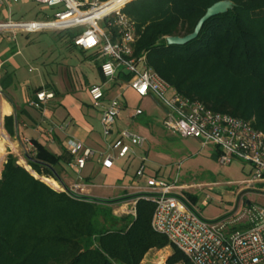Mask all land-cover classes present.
Instances as JSON below:
<instances>
[{
    "label": "trees",
    "instance_id": "16d2710c",
    "mask_svg": "<svg viewBox=\"0 0 264 264\" xmlns=\"http://www.w3.org/2000/svg\"><path fill=\"white\" fill-rule=\"evenodd\" d=\"M218 1L128 0L121 12L135 29L133 55L145 56L178 94L264 134V0H230L233 8L206 21L196 39L166 45V37L192 33ZM78 32L64 31L70 41ZM8 79L0 78L4 94ZM3 121L12 134L13 118ZM34 148L28 158L23 155L26 164L38 177L59 183L52 170L59 176L61 159L37 143ZM17 162L7 155L0 172V264H140L148 251L171 246L153 231L154 204L142 194L78 198L54 190ZM129 200L134 214L113 213L114 205ZM171 247L165 264H191Z\"/></svg>",
    "mask_w": 264,
    "mask_h": 264
},
{
    "label": "built area",
    "instance_id": "2783aa9c",
    "mask_svg": "<svg viewBox=\"0 0 264 264\" xmlns=\"http://www.w3.org/2000/svg\"><path fill=\"white\" fill-rule=\"evenodd\" d=\"M34 1L42 10L53 9L52 19L46 15L45 19L8 20L0 23V33L14 36L78 30L73 38L75 47L86 52L99 49L104 59L99 65L104 82L91 86L88 94L93 106L101 109L99 122L106 143V150L100 154L102 167H112L117 159L133 154V147H141L144 143L141 136L127 130H121L111 138L122 104L116 96L103 105L104 87L122 71L129 77L127 86L136 96L150 97L163 109L164 129L175 132L181 138L198 140L202 147H212L217 152L216 161L221 166L230 165L233 160L247 163L251 168L250 178L245 181L247 187L253 189L254 184H264V134L247 122L228 114L212 112L200 101L178 94L148 67L145 56L135 57V29L121 12L124 5L115 11L95 16L94 13L97 14L108 1ZM0 7L9 9L10 1L0 0ZM99 22H104L105 27L101 28ZM51 98V93L41 92L36 95V102L30 105L40 108ZM140 114L139 109L134 112V116ZM52 131L49 130V133ZM65 148L74 156V161L68 163L72 169H82L86 159L94 154L80 142L71 140L65 143ZM135 176L145 180L141 198L154 204L151 219L153 231L165 236L169 244L178 249L191 264H264V206L254 205L231 216L209 221L203 219L177 192L182 188L177 180L170 183L147 175L145 159H141ZM84 191L80 184L68 187V191L60 189V192L80 196H84ZM243 220L250 223V227L229 230L230 225Z\"/></svg>",
    "mask_w": 264,
    "mask_h": 264
},
{
    "label": "crops",
    "instance_id": "0c3cea01",
    "mask_svg": "<svg viewBox=\"0 0 264 264\" xmlns=\"http://www.w3.org/2000/svg\"><path fill=\"white\" fill-rule=\"evenodd\" d=\"M33 2L35 1L33 0ZM12 3L20 4L21 6L12 7ZM29 3L30 0L10 1L9 9L0 7L2 17L5 18V21H8L11 19L13 10L19 13L28 12V9L24 10L22 6ZM36 6L40 12L45 11L37 4ZM5 21H0V23ZM34 34L36 33L15 34L13 36L7 33H0V78H9L6 80L4 91L6 96L1 95L0 97V114L2 119L5 117L13 118V131L12 134L8 135L12 141L9 153L24 155L25 153H30V151L33 152L35 151L34 144L36 143L45 147L61 159L59 176L64 185L68 188L75 184H80L85 189L84 196L87 197L112 200L123 195L143 192L145 187L137 184L133 177L113 171L115 162L108 169L101 165L102 158L100 154L106 150V143H104L102 138L99 122L101 109L93 106L88 94L91 86L100 85L104 82L99 72V65L104 60L100 56L99 49L84 52L75 47L73 40H71L70 47L67 50L69 51V56H72L73 59L71 60L74 64L69 66L68 61H66L67 65L65 66L59 63L58 66L47 65L48 71L44 72L32 66V63L39 55V58H42V52L34 50L33 44L36 43L33 38ZM19 36L21 37L20 39H18ZM60 39L66 42L69 40L66 35L61 36ZM75 51L76 54L80 55V58L76 57ZM124 77H127L126 74L119 71L114 81L105 85L103 105L118 96L122 104V110L116 119L112 137L119 130H127L141 136L144 139V143L141 146L144 157H140V161L145 159V162H147L148 149L152 147V143L155 140L150 128L154 121L148 120L145 127L137 126L134 127L133 131L128 130L127 127L132 126L129 121L137 117L134 116V112L137 109L141 110L140 115L144 114L141 103L153 104L155 101L150 97L139 98L136 96L127 86L129 79L124 80ZM41 92L51 93L52 98L48 99L43 107L35 108L31 106L30 103L36 102V95ZM162 122L163 118L161 124ZM59 127H62V129ZM49 130H53L52 133H49ZM68 140L80 142L84 148L90 149L94 153L86 159L82 169H72L68 165L69 162L74 161V156L70 155L65 148V143ZM214 153L217 154L215 150ZM249 170L250 174V167ZM108 175H111L112 179L107 180ZM48 179L51 178H43V180L50 183H58ZM116 180L121 181L120 186L112 183V181ZM178 185L182 188L177 192L189 202L193 209L200 213L196 199L190 198L187 194L189 190L195 187L185 183ZM241 185L235 192L232 205L218 217L231 216L243 209H250L254 205L264 206V189L257 191L247 187L246 184ZM211 187V185H204L203 187L198 185L197 187L201 189L200 192L204 196L200 202L203 207L207 206V199L213 197L218 202L222 201L218 195L210 191ZM111 189H121L124 192L121 196L112 197L109 194L110 192H108ZM249 194L253 195V200H248ZM134 204V201L129 200L120 206L114 205V208H117L116 212H119L120 215L133 214ZM128 208L131 210L130 213L128 211L125 212ZM116 212L113 211L115 215L117 214ZM117 216L119 215L117 214ZM250 225L246 220H243L240 223L230 225L229 230H242L250 227ZM164 252L166 257L170 256L172 247L167 246L160 250L148 251L140 264H158L154 257L158 253Z\"/></svg>",
    "mask_w": 264,
    "mask_h": 264
},
{
    "label": "rangeland",
    "instance_id": "374dc122",
    "mask_svg": "<svg viewBox=\"0 0 264 264\" xmlns=\"http://www.w3.org/2000/svg\"><path fill=\"white\" fill-rule=\"evenodd\" d=\"M10 1L12 2V0ZM126 4H124V6ZM19 6L21 5L12 3V7ZM22 8H24V10L28 9V12L23 11L19 13L14 12L12 9L13 12L10 20L29 21L45 19L46 17L44 12L49 15L48 19H52L51 17L54 11L53 9H47L46 11L40 12L33 0H30V3L28 5L22 6ZM0 21H5V18L2 17L1 11ZM98 25L101 28L105 27L104 22H99ZM65 34L66 33L63 31V33L42 32L33 35V38L36 42L33 44L35 48L34 50L36 52H42V58H39V55L38 58L32 63L34 68H39L45 72L48 71L47 65L58 66L59 63L65 66L67 65L66 61H68L69 66L74 64V62L71 60L73 58L72 56H69V51L67 50L71 44L70 40L67 42L61 39L60 40L63 42L59 40V38ZM20 38L21 37L19 36L18 39ZM74 54H76V51ZM76 57L80 58V55L76 54ZM141 107L144 109V114L129 121L132 123V126L127 127V129L133 131L135 129L134 127H145V125L148 123V120H152V122L154 121L150 128L155 140L152 143V147L148 149L147 162H145L146 174L153 177L157 176L158 178L170 183H172L174 180H177V184L185 183L190 186H194L195 188L189 190L187 194L190 198L196 199L200 216L203 219L209 221H214L220 218L218 216L224 213L232 205L235 192L242 186L241 184H245V181L250 178L249 165L240 160H233L231 164L227 166L219 165L214 158L215 153L212 147H202L198 140L193 138H181L175 132L164 129L161 124L163 118V109L156 102L153 104L141 103ZM3 122L4 121L1 118V133L6 135L8 140L3 143L4 151L3 154L0 155V172L7 155L10 154L9 148L11 147L10 144L12 142L3 127ZM117 133H115V135ZM111 138H113L112 135ZM132 150L133 154L129 153L126 157L117 159L115 161L113 171L119 172L122 175H130L135 179L137 184H139L141 187H145V180L135 176V172L140 164V157H144L142 148L135 146ZM13 155L18 158L17 163L20 166L24 167L34 177L40 178L41 181L49 185L54 190L60 192L62 187L57 182V184L50 183L32 172L30 167L26 164V161L23 159L22 154L13 153ZM110 178L112 179L111 175H108L107 180ZM120 182V180L112 181V183L116 184V186H120ZM198 185H202V187L204 185H211L212 187L210 188V191L213 194L218 195L222 201L218 202V200L213 197L211 199H207L208 204L207 206L203 207L200 202L204 196L200 192L201 189L197 188ZM252 186L253 190L259 191L264 189V184H254ZM108 192H110L109 194H111L112 197H117L121 196L124 191L121 189H111V191ZM253 199V195L249 194L248 200ZM116 209L117 208H114L113 211L116 212ZM128 209L125 210V212L128 211V213H130L131 210ZM116 213L120 215L119 212ZM165 255V252L161 254L158 253L154 259L158 264H165L166 259L169 257H166Z\"/></svg>",
    "mask_w": 264,
    "mask_h": 264
},
{
    "label": "water",
    "instance_id": "95a60500",
    "mask_svg": "<svg viewBox=\"0 0 264 264\" xmlns=\"http://www.w3.org/2000/svg\"><path fill=\"white\" fill-rule=\"evenodd\" d=\"M128 3V2H127ZM234 4L230 1V0H222V1H218L216 3H214L213 5H211L205 12V14L199 19V21L197 22L194 30L192 31V33L183 36V37H179V36H169L165 38V42L167 46H183L191 41H193L194 39H196L202 29V26L204 25V23L206 21H208L209 19L216 17L218 15H222L225 14L227 11L231 10L233 8ZM0 94L5 96L4 93H2L0 91ZM24 157L28 158V155L25 153ZM34 162H37L33 159ZM54 176L58 179L59 183H61L62 187L68 191V188L66 186H64V184L62 183V180L60 179V177L56 174V172L54 170H52ZM75 197L78 198H86V199H94L91 197H87V196H80V195H76V194H72ZM96 200V199H94Z\"/></svg>",
    "mask_w": 264,
    "mask_h": 264
},
{
    "label": "bare ground",
    "instance_id": "6f19581e",
    "mask_svg": "<svg viewBox=\"0 0 264 264\" xmlns=\"http://www.w3.org/2000/svg\"><path fill=\"white\" fill-rule=\"evenodd\" d=\"M128 0H110L108 1L103 7L102 9H100L97 14L94 13V15H99V14H102V13H105V12H112V11H115L119 8H121L122 5H124ZM93 14V13H92ZM93 15V16H94ZM92 16V17H93ZM0 97H1V94H0ZM4 112V110H3ZM0 124H1V114H0ZM8 140L6 135H3L1 133V129H0V155L3 154V151H4V146H3V143ZM1 158V157H0Z\"/></svg>",
    "mask_w": 264,
    "mask_h": 264
}]
</instances>
